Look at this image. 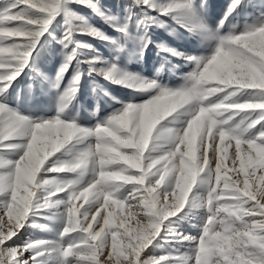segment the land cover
<instances>
[{
	"label": "snow or ice",
	"instance_id": "1",
	"mask_svg": "<svg viewBox=\"0 0 264 264\" xmlns=\"http://www.w3.org/2000/svg\"><path fill=\"white\" fill-rule=\"evenodd\" d=\"M255 7L228 0L210 22L209 0H129L119 14L0 0V264H264V5L238 20ZM183 65L181 84L164 82ZM86 83L109 114H81ZM25 88L47 103L22 107ZM114 206L144 215L132 225ZM29 229L48 238L21 239Z\"/></svg>",
	"mask_w": 264,
	"mask_h": 264
},
{
	"label": "rangeland",
	"instance_id": "2",
	"mask_svg": "<svg viewBox=\"0 0 264 264\" xmlns=\"http://www.w3.org/2000/svg\"><path fill=\"white\" fill-rule=\"evenodd\" d=\"M129 0H100L101 5L106 9V10H111L114 14H119L121 11V5L122 4H127ZM211 8H210V22H214L215 18L218 17V15L222 12L224 7L226 6L228 0H209ZM251 3L255 5V8H249L246 13L238 17V20H240V23H243L244 19L248 15V13H259L260 8L259 6L264 5V0H251ZM77 10L81 12L82 15H84L91 23H93L95 26L100 27L102 30L111 32V29L109 28L108 25L104 24L97 16H95L90 9L87 8H79L77 6ZM161 35L164 37H167L166 32H161ZM15 39V38H14ZM87 42L93 43V45L100 50L101 55H104L105 58H108V49L107 46L93 40L90 37L85 38ZM168 39H172L171 37H168ZM176 45H179L182 49L185 47H189V44L184 42V41H174ZM159 58L156 57L155 51L151 52L149 55L146 56V61L147 65L146 68L147 70L145 71V75H148L149 73H154V69L151 67L152 61L153 60H158ZM159 67V64L156 65ZM46 67L51 69V65H47ZM131 70L133 71H139L140 67L139 65H129ZM184 71H178L175 75L165 73L164 74V82L168 83L172 86H178L181 84L182 77L185 75L186 72L191 71V68L187 65H183ZM101 80V84L103 87L107 88L110 90L113 95L119 96L121 100H129L132 99V93L130 89L127 88H120L117 85L110 84L108 81H104L103 78H99ZM33 104H46L47 103V97L40 95L36 96L34 99L29 101V98L27 96V90L25 88V92L21 94L20 96V104L22 107H27L29 103ZM97 102H99L102 106V113L103 115H107L112 111V105L111 102L108 100L106 96L103 95L102 92H98L95 96L92 93V89L90 86V83H86L84 88L82 89V96L80 97V104L82 107L85 108V112H82V115H87L88 113L94 112L95 107L97 105ZM115 107H119V105H115ZM96 122V118L93 116H87V120L85 122V126H92ZM158 127V126H157ZM231 153V149L229 150ZM231 174V173H230ZM49 178L53 175L57 174H48ZM63 175V174H59ZM113 211L116 213L117 218H123L126 223H131L132 225H135L137 221L141 219V217L144 215V212L141 210L140 206H133L132 208H128L125 206L123 209H119L114 206ZM146 222V220H145ZM184 231L185 234H190V235H196V229L191 227L190 224L187 222L184 225ZM39 236V237H44L48 238L47 234L40 231V230H35V229H29L24 236L21 239H27L29 236ZM19 243V241H18ZM187 249H181V251H186ZM163 254L160 252V250H156L155 252L151 253V255H160Z\"/></svg>",
	"mask_w": 264,
	"mask_h": 264
}]
</instances>
